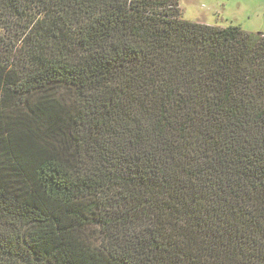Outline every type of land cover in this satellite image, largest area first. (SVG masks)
Instances as JSON below:
<instances>
[{
  "label": "trees",
  "instance_id": "1",
  "mask_svg": "<svg viewBox=\"0 0 264 264\" xmlns=\"http://www.w3.org/2000/svg\"><path fill=\"white\" fill-rule=\"evenodd\" d=\"M0 264H264V34L0 0Z\"/></svg>",
  "mask_w": 264,
  "mask_h": 264
},
{
  "label": "rangeland",
  "instance_id": "2",
  "mask_svg": "<svg viewBox=\"0 0 264 264\" xmlns=\"http://www.w3.org/2000/svg\"><path fill=\"white\" fill-rule=\"evenodd\" d=\"M180 8L184 20L264 34V0H180Z\"/></svg>",
  "mask_w": 264,
  "mask_h": 264
}]
</instances>
